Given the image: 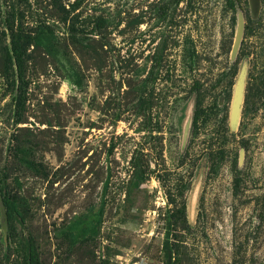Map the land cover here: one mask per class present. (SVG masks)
Segmentation results:
<instances>
[{
    "label": "rangeland",
    "instance_id": "obj_1",
    "mask_svg": "<svg viewBox=\"0 0 264 264\" xmlns=\"http://www.w3.org/2000/svg\"><path fill=\"white\" fill-rule=\"evenodd\" d=\"M2 180L39 264H264V0H0Z\"/></svg>",
    "mask_w": 264,
    "mask_h": 264
},
{
    "label": "trees",
    "instance_id": "obj_2",
    "mask_svg": "<svg viewBox=\"0 0 264 264\" xmlns=\"http://www.w3.org/2000/svg\"><path fill=\"white\" fill-rule=\"evenodd\" d=\"M41 37L38 39L39 42H41ZM13 57L14 61L17 65H20L22 58L21 53L18 47L14 46L13 50ZM196 122L194 118V123ZM137 174L139 177H136L135 182L142 183L144 181L143 174L139 175V172H135V166H134V175ZM5 187V180H2L0 182V200L2 203V206L4 208V212L6 215L7 222L10 223L14 222L16 225L22 228L23 235L21 237V249L24 256V263L25 264H39V258L38 254L35 248V243L33 238L31 237L30 233L25 231L24 227V221L22 216L20 215L17 206H16V200L13 196H11L7 191L4 190ZM168 204L172 205L173 208L168 209V217L165 221L166 226V233L165 238L163 241L164 246V257L167 259V261H170L172 258L171 249H170V231L174 224L178 221L179 214H183V209L178 206L180 203H176L175 199H172L171 195H169ZM182 209V210H181Z\"/></svg>",
    "mask_w": 264,
    "mask_h": 264
},
{
    "label": "water",
    "instance_id": "obj_3",
    "mask_svg": "<svg viewBox=\"0 0 264 264\" xmlns=\"http://www.w3.org/2000/svg\"><path fill=\"white\" fill-rule=\"evenodd\" d=\"M250 8H251V15L252 17H256L259 7V0H249Z\"/></svg>",
    "mask_w": 264,
    "mask_h": 264
}]
</instances>
